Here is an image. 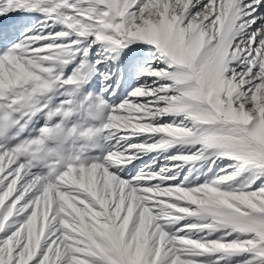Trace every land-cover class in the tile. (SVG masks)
I'll use <instances>...</instances> for the list:
<instances>
[{"label":"snow or ice","instance_id":"1","mask_svg":"<svg viewBox=\"0 0 264 264\" xmlns=\"http://www.w3.org/2000/svg\"><path fill=\"white\" fill-rule=\"evenodd\" d=\"M0 264H264V0H0Z\"/></svg>","mask_w":264,"mask_h":264},{"label":"rangeland","instance_id":"2","mask_svg":"<svg viewBox=\"0 0 264 264\" xmlns=\"http://www.w3.org/2000/svg\"><path fill=\"white\" fill-rule=\"evenodd\" d=\"M175 152H176V149H174L171 153H168V154H175ZM153 158H157V160H158V163H157V169H158L159 166L164 163V160H163V156L162 155L159 156V157H157L156 154H153L152 156H145V158L143 159V161H137V164H139L141 167H143V164H145V163H151V161H152ZM209 167H211V161H208L207 163H204L203 164L202 172H207V170H208ZM136 170L139 171V168H137ZM215 171H217V169H213V172H215ZM185 174H186V172H185ZM195 175H200V173L194 172V176ZM209 175H211V173ZM249 176H250V173H246L244 176H241L237 180L236 183L239 184V183L244 182L245 179H247ZM201 179H203V176H201Z\"/></svg>","mask_w":264,"mask_h":264},{"label":"bare ground","instance_id":"3","mask_svg":"<svg viewBox=\"0 0 264 264\" xmlns=\"http://www.w3.org/2000/svg\"><path fill=\"white\" fill-rule=\"evenodd\" d=\"M144 158H145V157H144ZM144 158H143V159H144Z\"/></svg>","mask_w":264,"mask_h":264}]
</instances>
